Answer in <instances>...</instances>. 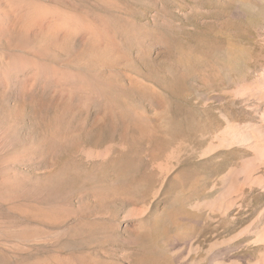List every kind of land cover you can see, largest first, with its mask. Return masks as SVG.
I'll return each mask as SVG.
<instances>
[{"label": "rangeland", "instance_id": "rangeland-1", "mask_svg": "<svg viewBox=\"0 0 264 264\" xmlns=\"http://www.w3.org/2000/svg\"><path fill=\"white\" fill-rule=\"evenodd\" d=\"M263 73L264 0H0V264L260 263Z\"/></svg>", "mask_w": 264, "mask_h": 264}, {"label": "bare ground", "instance_id": "bare-ground-1", "mask_svg": "<svg viewBox=\"0 0 264 264\" xmlns=\"http://www.w3.org/2000/svg\"><path fill=\"white\" fill-rule=\"evenodd\" d=\"M261 80L264 86V73L261 75ZM252 95L264 102V89L262 91H254ZM260 117L261 122L259 124L248 125L246 127L232 125L222 134L218 135V140L222 143H243L252 148L254 158L251 165L253 167L258 163L264 162V104L260 112ZM260 224L262 228L259 230L258 226ZM250 229L253 244L264 245V211L251 223ZM258 264H264V257Z\"/></svg>", "mask_w": 264, "mask_h": 264}]
</instances>
